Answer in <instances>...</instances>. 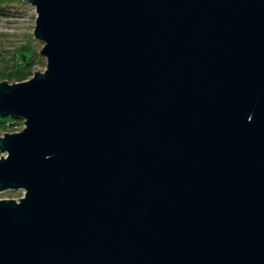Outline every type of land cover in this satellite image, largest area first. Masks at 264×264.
<instances>
[{"label": "water", "instance_id": "95a60500", "mask_svg": "<svg viewBox=\"0 0 264 264\" xmlns=\"http://www.w3.org/2000/svg\"><path fill=\"white\" fill-rule=\"evenodd\" d=\"M25 1L0 264H264V0Z\"/></svg>", "mask_w": 264, "mask_h": 264}, {"label": "rangeland", "instance_id": "374dc122", "mask_svg": "<svg viewBox=\"0 0 264 264\" xmlns=\"http://www.w3.org/2000/svg\"><path fill=\"white\" fill-rule=\"evenodd\" d=\"M18 1L17 3L5 1L0 4V71L9 72L14 66V61L19 59L18 50L25 47L29 49L28 55L33 53L31 73L28 75V78H30L35 71H43L45 69L46 58L40 54L43 42L34 37L36 8L25 0ZM4 80L9 83L19 82L12 78L8 79L5 76L0 77V82ZM15 121L16 123L11 127L2 129L0 136L5 132L14 133L24 128L23 119H16ZM5 126H7V122ZM2 155L7 156L8 154L0 151V159ZM23 195V189L6 190L0 193V198L19 200Z\"/></svg>", "mask_w": 264, "mask_h": 264}, {"label": "trees", "instance_id": "16d2710c", "mask_svg": "<svg viewBox=\"0 0 264 264\" xmlns=\"http://www.w3.org/2000/svg\"><path fill=\"white\" fill-rule=\"evenodd\" d=\"M5 1H11V2H19L18 0H0V4L4 3ZM19 49V48H18ZM29 49H26L25 47L20 48L18 50L19 53V59L18 61H14V66L12 67V71L5 73V71H0V77H6V78H12L15 81H23L26 78H28V75H30V70L33 64V53L28 55ZM14 121L16 123V119H12L9 117H2L0 118V132L2 129L11 127L12 125H8L9 121ZM7 122V126H5Z\"/></svg>", "mask_w": 264, "mask_h": 264}, {"label": "built area", "instance_id": "2783aa9c", "mask_svg": "<svg viewBox=\"0 0 264 264\" xmlns=\"http://www.w3.org/2000/svg\"><path fill=\"white\" fill-rule=\"evenodd\" d=\"M12 124L14 125V121L11 120L8 122V125H12Z\"/></svg>", "mask_w": 264, "mask_h": 264}]
</instances>
